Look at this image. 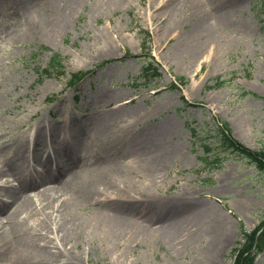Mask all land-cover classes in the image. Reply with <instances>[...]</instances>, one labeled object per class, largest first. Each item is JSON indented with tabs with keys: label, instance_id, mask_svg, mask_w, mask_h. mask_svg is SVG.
Returning <instances> with one entry per match:
<instances>
[{
	"label": "rangeland",
	"instance_id": "1",
	"mask_svg": "<svg viewBox=\"0 0 264 264\" xmlns=\"http://www.w3.org/2000/svg\"><path fill=\"white\" fill-rule=\"evenodd\" d=\"M160 1L149 8L147 0L122 7H100L101 0H87L58 32L25 37L33 21L30 12L41 9L52 17L51 2L30 0L24 5L22 0H0V169L24 148L26 174L44 170L48 152L41 151L38 160L29 141L39 127L47 133L56 128L60 148L69 142L75 150L89 152L91 167L85 177L95 178L98 172L91 169L106 157L107 179L123 188L135 185L128 196V218L131 226L150 231L148 238L126 234L111 247L105 233H94L98 239L78 246L82 264H232L230 253L242 225L250 230L264 218V171L245 158L224 153L216 166L217 148L209 152L212 162L205 166L204 149L193 135L196 128L211 142L216 120H224L245 145L264 148V3L211 0L184 6L177 0L173 16L184 25L159 31L155 26L163 27L154 15ZM232 3H238L234 19L244 25L238 41L219 30L215 36L220 41L196 48L191 57L188 51L194 46L179 45L177 35L189 33L201 11L214 14L216 8ZM145 30L151 35L146 47L162 73L149 88L136 80L145 58H123L126 51L146 53L141 48ZM56 53L63 57V73L47 76L42 70ZM76 71L91 72L70 84ZM177 77H185L186 84L169 89ZM219 77L232 79L231 83L209 87ZM244 90L259 96L243 94ZM183 97L198 105L185 104ZM96 122L113 127L112 132H98ZM163 125L168 134L156 141ZM150 141L157 152L176 150L155 179L142 172L146 164L141 156L152 153L145 151ZM46 147L53 155L50 141ZM146 196L147 202L142 198ZM108 198L111 203L124 197ZM193 204L197 210L182 211ZM95 207L80 204L74 216L91 221L98 214ZM170 223L182 227L183 236L173 243L162 233ZM198 223L202 229L189 239L193 234L188 230H195ZM92 238L85 236L86 241ZM255 264H264V252Z\"/></svg>",
	"mask_w": 264,
	"mask_h": 264
},
{
	"label": "bare ground",
	"instance_id": "2",
	"mask_svg": "<svg viewBox=\"0 0 264 264\" xmlns=\"http://www.w3.org/2000/svg\"><path fill=\"white\" fill-rule=\"evenodd\" d=\"M29 1L22 0L21 3L30 5ZM47 1L51 2L49 6L52 9V13L50 11L52 17L46 15L41 9L30 12L33 15V21L28 24V33H25V37L38 33L49 36L58 32L68 25L71 16L83 9L87 2V0ZM132 1L101 0L100 7H122L129 5ZM175 1L177 0H162L160 6L155 7L154 18H159V23L163 27L156 25L155 28L159 31L172 27L176 29L184 25L180 17L173 16L177 8ZM209 1L211 0H178V3L184 6L188 3L204 5ZM147 2V6L152 8L156 0H147ZM27 7L31 10L34 8ZM216 9L217 12L214 14L205 10L201 11L197 23L190 32L177 35L179 45L185 44L190 48L194 46L191 49L187 47L191 57L197 53L196 48L200 49L204 45H212L220 41L221 38L215 36L219 30L233 34L230 38L238 41L244 27L234 19L238 3H232L226 6V9ZM168 40L170 42L172 38ZM96 123L95 129L102 134L107 135L113 130V127L106 124ZM55 129L47 133L43 127H39L32 141H29L33 146V157H37L38 160H40L41 151L48 152L47 160L44 162L46 168L42 172L36 175L26 174L28 166L27 161L24 160V148L18 150L21 154L6 160L0 169V264H82V251L78 249V246L80 243L89 244L94 239H98L99 236L95 238L94 233H105L110 247L120 244L126 234L131 236L144 234L147 238L150 236V231L131 226L128 218L127 213H130L128 207L131 204L128 196L134 193L135 185L123 188L111 179H107L106 157H100V160H97L99 163L91 169L98 172L95 178L85 177L84 173L91 167L88 164L89 152L82 151V148L75 150V146H71L69 142H65L64 147L60 148L61 140H58L59 136H57L59 131ZM167 134V129L163 125L157 130L156 141L163 140ZM48 141L53 145V155L46 147ZM155 148L156 143L150 141L145 151L150 149L152 153L141 156L146 164L142 165V172L147 179L158 177V173L162 172L167 163L175 157V149L157 152L153 150ZM18 156L22 158L16 160ZM51 163L52 166H50ZM15 181L19 183L18 186L14 184ZM45 185L47 187H44ZM110 194L124 198L110 203L108 198ZM4 197L7 199H3ZM142 198L145 202L148 201L147 196ZM80 204L95 205V209L98 210L97 217L87 221L74 216L75 209ZM193 209L197 210V205L184 207L182 211L186 213L192 210L193 212ZM195 227V230L193 228L188 230V233L193 234L189 239L195 238V234L200 232L203 224L200 226L198 223ZM162 233L171 243L183 236L182 227L171 223L162 230ZM86 235L92 236V240L86 241Z\"/></svg>",
	"mask_w": 264,
	"mask_h": 264
},
{
	"label": "trees",
	"instance_id": "3",
	"mask_svg": "<svg viewBox=\"0 0 264 264\" xmlns=\"http://www.w3.org/2000/svg\"><path fill=\"white\" fill-rule=\"evenodd\" d=\"M59 61L60 58L58 55H54L51 59L50 67L53 68L58 66ZM152 66L153 65L150 63L145 67L143 72V77L145 79H147ZM74 77L79 76L74 75ZM222 84H224V81H216L215 86L219 87ZM214 131L215 143L223 151L244 156L251 162L255 163L259 169L264 170V150H251L241 144L238 140L234 139L226 122H222ZM204 146L207 151L212 150L207 144H204ZM260 252H264V221L255 230L250 232L244 230L242 232L241 240L232 251L234 257L233 264H254L256 256Z\"/></svg>",
	"mask_w": 264,
	"mask_h": 264
}]
</instances>
